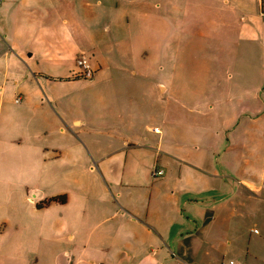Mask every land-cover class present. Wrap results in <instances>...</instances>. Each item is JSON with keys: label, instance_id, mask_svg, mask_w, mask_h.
<instances>
[{"label": "crops", "instance_id": "1", "mask_svg": "<svg viewBox=\"0 0 264 264\" xmlns=\"http://www.w3.org/2000/svg\"><path fill=\"white\" fill-rule=\"evenodd\" d=\"M66 1L0 0V173L33 186L70 174L79 194L28 195L22 213L2 216L0 236L67 238L72 264H264V0L166 4L175 12L167 41L220 52L189 56L205 63L173 72L183 102L162 105L150 128L146 110L119 101L115 74L96 69L85 82L76 51L47 53V16L62 13L75 28L83 19V0ZM122 1L130 12L141 0ZM217 59L229 67L208 69ZM85 166L101 182L88 184ZM155 166L161 177L151 176Z\"/></svg>", "mask_w": 264, "mask_h": 264}, {"label": "rangeland", "instance_id": "2", "mask_svg": "<svg viewBox=\"0 0 264 264\" xmlns=\"http://www.w3.org/2000/svg\"><path fill=\"white\" fill-rule=\"evenodd\" d=\"M63 3L62 5H65L67 1L63 0ZM167 3L171 4L172 1L141 0L131 4L133 7L130 12H127L123 10V6L128 3L125 4L122 0L109 2L83 0V19L80 21L81 25L79 24L76 28L70 21L68 25L62 23V13L52 17L47 16V41L53 43L47 44V53L55 55L60 51L59 49L64 53L76 51L77 60L82 57L87 60L92 76L94 71L100 68L108 73L112 72V76L115 74L117 80L114 84L117 86L119 101L128 100L134 104L135 108L146 110V122L150 128L158 123L159 115L156 112L162 105L166 107L171 106L175 101L183 102L172 95L170 84L173 72H179V69L181 72L190 68L200 69L205 63L198 58L195 60V57L189 59V56H197L205 52L209 56L220 52L215 50L209 54L210 50H204L198 45L199 43L177 46L167 41L169 32H173L175 28V20H170L168 17V15H175V12L166 7ZM157 4L162 5V8L157 10ZM135 7L146 11V14L135 16L133 14ZM159 26H163L162 32ZM63 49L66 50L63 51ZM181 54H184V61L173 59ZM76 64L80 70L78 76L82 77L81 79L85 78L81 76L82 67L77 62ZM206 64L208 69L216 71L229 67L227 61L219 59L208 61ZM92 76L85 78V82ZM161 81L168 87V91L164 94L157 84ZM179 85L188 86V82H180ZM61 86L64 87L67 84ZM62 87L55 92L67 90ZM143 125L142 122V127ZM98 175L96 171L92 172L85 166L83 176L88 184H96L97 180L101 182L102 176ZM17 177V173L6 170L0 173V219L4 215L22 213L26 207V203L22 204V201L26 200L28 195L33 197L34 193L40 196L46 195L49 198L65 197L68 200H71L73 195L77 194V197L79 194L78 180L76 182L75 177L70 174L56 172L50 174L48 178L46 174L40 184L35 186L31 182L25 184L18 182ZM24 185L28 187L25 188ZM82 197H88L84 200L95 199L88 193H83ZM38 203L40 200H37ZM44 215L47 220V212ZM1 226L3 227L2 223ZM85 237H80L78 242L84 243ZM71 243L74 242L53 234L47 235L46 238H39L37 234H31L26 230L6 233L0 236V264H72L73 262L67 263L66 255H63L64 249L71 251ZM128 261L122 258L118 264H128Z\"/></svg>", "mask_w": 264, "mask_h": 264}, {"label": "built area", "instance_id": "3", "mask_svg": "<svg viewBox=\"0 0 264 264\" xmlns=\"http://www.w3.org/2000/svg\"><path fill=\"white\" fill-rule=\"evenodd\" d=\"M260 13L264 17V8L261 9ZM77 63L80 67H82L81 76H83L85 78H90L92 76V71H91V68H90L89 64L87 63V60L85 59V57L79 58L77 60ZM18 100H19V98H17V101ZM163 174H164V170L162 168L157 167V166H155L151 172V176L153 178L161 177ZM178 263L179 264H188V263L183 262V261H179ZM230 263L233 264V262H230ZM235 264H237V263H235Z\"/></svg>", "mask_w": 264, "mask_h": 264}, {"label": "trees", "instance_id": "4", "mask_svg": "<svg viewBox=\"0 0 264 264\" xmlns=\"http://www.w3.org/2000/svg\"><path fill=\"white\" fill-rule=\"evenodd\" d=\"M64 200H65V197H58V196H54L48 199V201H60V202Z\"/></svg>", "mask_w": 264, "mask_h": 264}]
</instances>
